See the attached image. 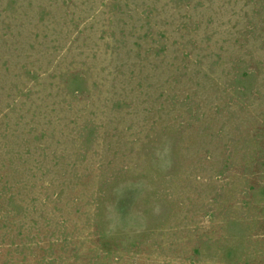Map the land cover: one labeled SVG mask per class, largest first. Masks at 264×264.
Here are the masks:
<instances>
[{"label":"rangeland","instance_id":"rangeland-1","mask_svg":"<svg viewBox=\"0 0 264 264\" xmlns=\"http://www.w3.org/2000/svg\"><path fill=\"white\" fill-rule=\"evenodd\" d=\"M0 264H264V0H0Z\"/></svg>","mask_w":264,"mask_h":264}]
</instances>
